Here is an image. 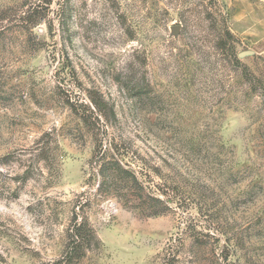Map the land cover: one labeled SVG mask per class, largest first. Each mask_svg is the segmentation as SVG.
<instances>
[{"label":"rangeland","instance_id":"obj_1","mask_svg":"<svg viewBox=\"0 0 264 264\" xmlns=\"http://www.w3.org/2000/svg\"><path fill=\"white\" fill-rule=\"evenodd\" d=\"M0 264H264V0H0Z\"/></svg>","mask_w":264,"mask_h":264}]
</instances>
